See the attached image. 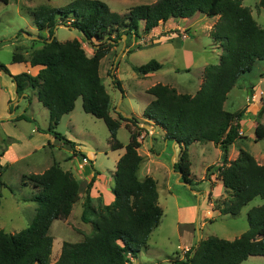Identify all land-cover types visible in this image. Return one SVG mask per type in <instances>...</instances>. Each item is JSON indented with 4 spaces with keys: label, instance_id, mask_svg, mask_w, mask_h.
<instances>
[{
    "label": "trees",
    "instance_id": "1",
    "mask_svg": "<svg viewBox=\"0 0 264 264\" xmlns=\"http://www.w3.org/2000/svg\"><path fill=\"white\" fill-rule=\"evenodd\" d=\"M258 5L264 8V0H259ZM196 12L211 18L217 16L210 37L222 49L219 62L205 66L194 95L178 93L174 87L161 83L147 88L153 99L144 107L142 116L165 131V140L179 145L178 161L173 168L191 186L195 181L190 177L188 147L192 143L211 142L219 148V179L230 195L221 209L223 214L237 215L255 197H260L263 203L247 211L248 229L238 237L228 240L208 236L187 249L185 259L175 264H240L249 256H264V164L243 148H239L235 159H228L229 147L242 137L241 119L246 116V108L234 111L224 108L227 94L240 76L249 72L254 63L264 62V27L258 25L250 8L243 5V0H157L131 6L127 13L119 14L101 0H73L61 7L39 5L30 10L37 29L48 33L42 46L33 49L27 60L31 66H40L36 75L27 71L13 75L3 64L0 70L11 77L17 96L26 98L27 90H36L37 100L49 113L47 131L72 149L75 144L55 128L61 117L74 109L78 98L85 113L103 120L111 150L125 149L113 175L114 199L98 208L91 205L89 190L99 174L93 170L81 213L82 221L91 222L93 230L81 241H64L59 256L51 262L50 226L54 220L68 217L81 197L80 181L56 161L41 173L24 175L35 189L29 201L37 207L27 227L15 233L0 228V264H125L129 257H136L147 247L149 236L162 216L156 181L151 176L138 177L142 162L138 153L141 128L134 117L110 115L111 99L100 75V61L122 35H126L128 42L133 34H138L141 22L143 32L148 33L160 22L188 18ZM59 22L69 23L87 41L95 39L98 45L93 55L86 54L78 39L58 41L54 30ZM12 59L26 61L16 53ZM161 68L162 64L154 59L132 65L139 75ZM113 77L122 90L120 81L114 74ZM263 113L262 100L256 116ZM24 118L20 114L13 119ZM121 120L134 125L133 129L125 125L129 131L125 145L117 139ZM255 136L256 141L264 138V124H256ZM3 168L0 163V172ZM210 168L207 167V172ZM2 185L4 182L0 181Z\"/></svg>",
    "mask_w": 264,
    "mask_h": 264
},
{
    "label": "rangeland",
    "instance_id": "2",
    "mask_svg": "<svg viewBox=\"0 0 264 264\" xmlns=\"http://www.w3.org/2000/svg\"><path fill=\"white\" fill-rule=\"evenodd\" d=\"M72 1L8 0L4 3L0 0V64L6 66L13 75L23 71L35 74L37 68L31 71L27 60L33 49L42 46L48 33L46 30L37 29L30 10L39 5L61 7ZM101 1L110 10L125 14L131 6L150 4L157 0ZM258 2L259 0H243V5L250 8L258 25L264 27V8ZM216 18L196 12L188 18H170L166 22H160L148 33L143 32L141 22L138 34H133L128 42L126 35L124 40L119 39L100 61V75L111 99L110 115L116 113L114 116L118 117L119 113L126 118L134 117L138 121L137 126L141 128V146L138 153L142 156V162L138 177L143 179L151 176L155 179L158 204L162 209V216L149 236L147 247L142 248L136 257H132V264H175V261L182 262L185 259L187 249L208 236L232 240L248 229L247 211L263 203L260 197H255L237 215L223 214L221 209L230 195L222 184H217L218 164L221 160L219 148L211 142L192 143L188 147L190 177L195 182L187 187L179 182L182 177L179 178L173 171V164L178 161L179 145L165 140V131L142 116L144 107L153 99L147 93L150 86L157 83L167 84L178 93L191 95L199 89L205 66L217 64L222 52L220 46L215 45L210 37L212 21ZM54 35L61 42L78 39L88 56L93 55L94 48L98 45L95 39L85 40L82 33L72 28L69 23L59 22ZM15 53L26 61L13 62ZM152 59L161 63L162 68L146 75H139L132 69V65H141ZM113 74L120 81L122 90L114 83ZM252 86L257 96L246 101L251 108L256 105L258 110L261 101H264L262 61L254 63L249 72L240 76L236 89L232 90V105L225 108L233 111L242 108L246 96L250 97L247 91ZM35 94V90H29L25 93L26 98H22V95L18 98L15 84H11L9 75L0 70V152L15 143V155H24L23 159L13 162L14 154L11 151L2 159L1 164H6L7 167L0 172V181L4 182L0 187V228L5 232L15 233L30 224L37 207L35 202L29 201L35 189L23 176L41 173L53 160L59 161L60 165L70 169L79 178L81 197L73 205L67 219H56L50 226L49 233L53 237L51 262H54L64 241H81L93 230L91 222L85 223L81 219L86 186L93 176V170H98L99 174L89 190L91 205L98 208L112 201L108 198L114 196L113 175L117 165L114 158L120 149L111 150L105 123L102 119L85 113L82 100L78 98L72 112L61 117L55 130L78 145L88 157L89 154L93 155L92 165L88 163L84 166L87 170L84 172L92 170L90 174L84 176L80 172L76 173L81 161L78 153L69 160H63L65 156L72 155V150L65 144H59L57 139L54 145L46 146L44 150H33V146L40 145L39 139H42L37 132L31 131L34 126L33 119L37 120V126L40 127L38 123L42 121V113L46 111ZM9 112L13 113L10 115ZM14 114H24L26 120L19 122L7 119ZM255 116L250 114L241 119L242 139L236 140L230 146L227 154L229 160L235 159L239 148H243L260 164H264V138L255 140L254 123L256 121L264 124V113L260 117ZM126 123L134 128L130 122L122 121L117 139L123 145L129 141ZM41 124L45 125V121ZM208 166L211 168L207 172ZM240 264H264V256H249Z\"/></svg>",
    "mask_w": 264,
    "mask_h": 264
},
{
    "label": "crops",
    "instance_id": "3",
    "mask_svg": "<svg viewBox=\"0 0 264 264\" xmlns=\"http://www.w3.org/2000/svg\"><path fill=\"white\" fill-rule=\"evenodd\" d=\"M215 17H217V16H215ZM213 18V17H212ZM217 19V18H216ZM216 19L214 20V21H212V23H214L215 21H216ZM25 59V58H24ZM15 63H20V62H15ZM29 64V63H28ZM29 66H30V70L32 71V69H35V68H37V71L35 72V74H32V75H36L37 74V72H38V70L40 69V66H31L30 64H29ZM28 72V71H27ZM30 73V72H29ZM153 73V72H152ZM10 77V76H9ZM11 78V77H10ZM12 79H11V84H12ZM199 84H201V82L199 83ZM239 89H242L241 88V86H239L238 87ZM233 89H236V85L235 86H233L232 87V89L228 92V94H227V99L225 100V102H224V108L226 107V106H231L232 105V102H233V100H234V97H231L232 96V94H233ZM31 90V89H30ZM29 90H27V92H28ZM36 91V90H35ZM247 91V90H246ZM248 93H249V95H250V97L248 98L247 96H246V98L244 99L245 100V102L243 103V105H242V108H246V117H248L250 114L252 115V116H255L256 115V113H257V107H256V105H254V107L253 108H251V106L247 103V101H249L250 100V98H252V100L253 99H255L256 98V96H257V93L255 92V90H254V88H253V86H252V88L249 90V91H247ZM16 93V92H15ZM17 95V94H16ZM36 95V94H35ZM24 95H22V98H24L23 97ZM18 98H20V96H17ZM247 100V101H246ZM38 101V100H37ZM17 103V102H16ZM253 103V102H252ZM30 104H31V102H30ZM18 105H16V107H17ZM241 108V107H240ZM225 109H227V108H225ZM259 109V108H258ZM227 110H229V109H227ZM230 111H233V110H230ZM72 112V111H71ZM70 112V113H71ZM10 113V112H9ZM9 113H8V116H9ZM13 112H11L10 113V115L12 114ZM114 114H116V113H113V115H112V117H114V118H117V117H115L114 116ZM20 115V114H19ZM117 115V114H116ZM17 115H13V116H11V117H8L7 119H9V120H13V118H15ZM42 117H43V119H42V121H45V125H43V124H41L42 123V121L41 122H39L38 123V125L40 126V127H38L37 126V123H36V119L34 118L33 120H34V126L31 128V131L32 132H37V134H39L40 136H42V139H39L41 142H40V145H38V146H33L34 148H33V150H35V151H38V150H44L45 149V147L46 146H48V147H50L51 145H54V143H56V138H55V136L54 135H52V133L51 132H48L47 131V128H48V126H49V113H48V110L46 109V111H45V113H42ZM63 117V116H62ZM256 117V116H255ZM22 120H26L25 118L24 119H18V121L20 122V121H22ZM48 120V121H47ZM46 121H47V125H46ZM122 121L123 120H121L120 121V126L122 125ZM255 124H257V122L255 121L254 122ZM38 128H40V129H38ZM118 131H119V129H118ZM240 133H241V136L243 135V129H242V127L240 128ZM54 136V137H53ZM240 139H242V138H237L236 140H240ZM58 140V142H59V144H65V145H67L71 150H72V155L71 156H65L64 158H63V160H69V159H71L72 158V156L74 157V156H76V154L78 153L79 155H81V156H86L88 159H89V162L88 163H90L91 165H92V161H91V159H92V156L93 155H91V154H89V157L87 156V155H85L83 152H82V150L79 148V146L78 145H75V149H72L68 144H66V143H63L61 140H59V139H57ZM235 140V141H236ZM47 142V145L45 144ZM60 142H62V143H60ZM14 144L15 143H11L10 144V146H8L4 151H2V154L0 155V163H2V159H3V157H5L8 153H10L11 151V153H13L14 154V159L12 160L13 162L14 161H18V160H21V159H23V156L24 155H15V152H13V150H14V148H15V146H14ZM123 144V143H122ZM230 148V147H229ZM32 150V151H33ZM124 147L123 148H120V150H118L119 151V153L118 154H116V157L114 158V163H116L117 161H118V159L120 158V156L124 153ZM31 151V152H32ZM54 161H56V160H53V162ZM52 162V163H53ZM56 162H58L59 164H60V162L59 161H56ZM257 162H258V160H257ZM4 166V168H6L7 167V165L5 164V165H3ZM61 167H62V169L63 170H68V171H70L72 174H73V172L70 170V169H68V168H64L62 165H60ZM49 167V166H48ZM47 167V168H48ZM47 168H44V170L45 169H47ZM43 170V171H44ZM42 171V172H43ZM84 171H87V170H85V168L83 167V168H78L77 170H76V173L78 174L79 172L81 173V174H83L84 176H87V175H89L90 174V172L92 171L91 169L88 171V172H84ZM98 171V170H97ZM79 173V174H80ZM74 175V174H73ZM91 175H92V173H91ZM75 176V175H74ZM76 177V176H75ZM77 178V177H76ZM77 179H79V178H77ZM217 184H222V182H221V180L220 179H218V183ZM91 196V195H90ZM110 201L112 200L113 201V199H114V196L113 197H110V198H108ZM111 201V202H112ZM110 202V203H111ZM107 204H109V203H107ZM35 210H36V207H35ZM34 214H35V212H34ZM67 219V218H66ZM78 242V241H77ZM60 250H61V248L60 249H58V256H59V253H60Z\"/></svg>",
    "mask_w": 264,
    "mask_h": 264
},
{
    "label": "built area",
    "instance_id": "4",
    "mask_svg": "<svg viewBox=\"0 0 264 264\" xmlns=\"http://www.w3.org/2000/svg\"><path fill=\"white\" fill-rule=\"evenodd\" d=\"M88 158L83 156L81 157V161L78 163V168H83L88 163ZM132 257H129V261H127L125 264H132L131 263Z\"/></svg>",
    "mask_w": 264,
    "mask_h": 264
},
{
    "label": "water",
    "instance_id": "5",
    "mask_svg": "<svg viewBox=\"0 0 264 264\" xmlns=\"http://www.w3.org/2000/svg\"><path fill=\"white\" fill-rule=\"evenodd\" d=\"M122 39L123 40L125 39V35H122ZM50 41H51V39H50ZM173 143H175V141H173ZM173 171L177 173V175H178L179 178L182 177V174H181L180 171L175 170L174 168H173ZM179 182L182 183V184H184V185H186L187 187H190V183L188 181L183 180L182 178H181V181H179ZM192 191H194L195 193L197 192L195 190H192Z\"/></svg>",
    "mask_w": 264,
    "mask_h": 264
},
{
    "label": "clouds",
    "instance_id": "6",
    "mask_svg": "<svg viewBox=\"0 0 264 264\" xmlns=\"http://www.w3.org/2000/svg\"><path fill=\"white\" fill-rule=\"evenodd\" d=\"M81 157H83V156H81ZM86 157V156H85ZM89 160V159H88ZM89 162V161H88ZM88 164V163H87Z\"/></svg>",
    "mask_w": 264,
    "mask_h": 264
}]
</instances>
